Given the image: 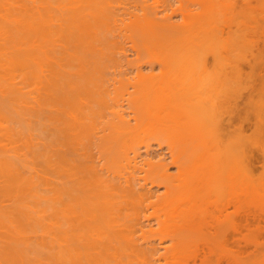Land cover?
Listing matches in <instances>:
<instances>
[{
	"label": "bare ground",
	"instance_id": "obj_1",
	"mask_svg": "<svg viewBox=\"0 0 264 264\" xmlns=\"http://www.w3.org/2000/svg\"><path fill=\"white\" fill-rule=\"evenodd\" d=\"M259 42L264 0H0V264H264Z\"/></svg>",
	"mask_w": 264,
	"mask_h": 264
},
{
	"label": "rangeland",
	"instance_id": "obj_2",
	"mask_svg": "<svg viewBox=\"0 0 264 264\" xmlns=\"http://www.w3.org/2000/svg\"><path fill=\"white\" fill-rule=\"evenodd\" d=\"M259 44H260V49L258 48L257 50H260V51H256V54H258V53H260L261 51L263 52H261L262 54H260V56H259V54H258V56L255 54L254 55V59L252 58V59H250L251 61H249V62H251L250 64L248 63V65H246L247 63H245L244 65H243V70L245 71V72H243V70L241 69V71H242V73H244L243 74V79H242V73H240V77H241V79L243 80V82H239V83H241V85L243 84V86H245L243 89H244V91H242V93H243V95L245 96H242V98L244 99H242L241 98V100L239 99V103H238V106L236 105V107H232V109L231 110H229L228 111V114H231V116L233 117L231 120V123H233V125H235V124H237L238 125V123H239V125L238 126H241L240 125V123H243V122H240L239 121V119L240 118H238V117H241V116H244V115H250V114H248V113H251V112H254V111H256V109L254 108V107H252L251 105L253 104V105H258V106H262L263 105V107H264V44L262 43V42H259ZM263 45V48L261 49V46ZM258 52V53H257ZM262 56V57H261ZM261 58V59H260ZM261 61V62H260ZM262 61H263V63H262ZM260 62V63H259ZM253 63V65H251ZM255 63V64H254ZM263 65V66H262ZM254 68L253 70H252V68ZM249 68H251V69H249ZM246 70H248V72L246 71ZM250 70L252 71V72H250ZM248 75V76H247ZM250 75V76H249ZM240 79V80H241ZM246 79V80H245ZM241 80V81H242ZM244 81H246V82H244ZM252 81V82H251ZM247 84H249V86L247 85ZM240 85V84H239ZM243 86H241V89H242V87ZM248 86V87H247ZM252 86V87H251ZM242 89V90H243ZM246 89H248V90H246ZM251 90V91H250ZM243 101V102H242ZM255 103V104H254ZM257 105H256V108H257ZM252 108H254V109H252ZM250 111V109H251V112H248V110ZM258 109H264V108H260V107H258ZM236 110V111H235ZM240 110V111H239ZM242 110V111H241ZM252 110H254V111H252ZM235 111V112H234ZM264 111V110H263ZM236 112H238V113H236ZM237 114V115H236ZM240 114V115H239ZM235 115V116H234ZM236 117V118H235ZM238 118V119H237ZM244 119V118H243ZM238 120V121H237ZM231 125V124H230ZM236 125V126H237ZM243 125V124H242ZM237 126V127H238ZM232 128V127H231ZM236 127L234 126V129H235ZM233 129V130H234ZM248 129V128H247ZM246 129V130H247ZM252 129V128H251ZM251 129L249 130H245V133L247 134V138L249 137V136H251ZM232 129H230L229 131H231ZM244 133V134H245ZM231 134V133H230ZM243 134V135H244ZM246 134L244 135L245 136V138H246ZM252 134H254L253 132H252ZM253 136V135H252ZM252 136L250 137V138H248V139H250L249 141H251L252 139ZM244 138V139H245ZM253 138H254V136H253ZM264 139V138H263ZM245 140H247V139H245ZM260 140V139H259ZM248 141V140H247ZM264 140H261L260 141V143L262 142V145L264 144V142H263ZM260 145V144H259ZM261 145V146H262ZM261 146H260V148H261ZM264 146V145H263ZM262 150L261 151H263V152H259L256 156V158H254L253 159V161H251V164H252V166H251V170H252V172L253 173H255V175L253 174V176L255 177V179L257 178L260 182H262L263 181V179H264V147H262L261 148ZM263 155V156H262ZM256 159V160H255ZM255 167V168H254ZM253 168V169H252ZM256 176H258V177H256ZM260 177V178H259ZM257 207V210L255 211L256 213H254L255 215L254 216H251L250 218H248L249 220H247L246 222L244 221H242L241 222V228L243 229V231H242V235H244V236H246L247 234H249V233H251V232H253V231H255L254 233H256L257 234V232H258V234H257V239H258V241L260 240V241H264V203L263 204H259V205H257L256 206ZM244 209V208H243ZM254 209V208H253ZM252 209V210H253ZM255 210V209H254ZM248 227V228H247ZM241 229V230H242ZM257 229V230H256ZM245 231V232H244ZM260 232V233H259ZM263 235V236H262ZM248 252V251H247Z\"/></svg>",
	"mask_w": 264,
	"mask_h": 264
}]
</instances>
